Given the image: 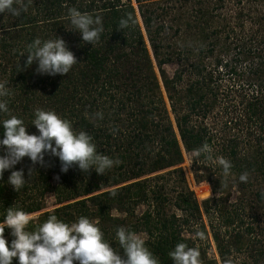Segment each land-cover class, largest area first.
<instances>
[{
	"label": "trees",
	"instance_id": "obj_1",
	"mask_svg": "<svg viewBox=\"0 0 264 264\" xmlns=\"http://www.w3.org/2000/svg\"><path fill=\"white\" fill-rule=\"evenodd\" d=\"M228 2L33 0L20 16L0 13V81L7 80L12 90L4 98L10 112L23 119L29 134L38 135L32 124L35 109L54 110L75 130L91 135L98 153L122 161L104 175L78 166L62 172L59 158L46 153L45 164H38L34 174L36 182L44 183L41 194L52 192L58 206L30 219L28 230L50 214L66 223L83 215L98 221L105 240L121 255L115 233L125 226L146 235V246L160 264H173L168 253L181 242L199 249L201 264H223L225 257L233 264H264V11L247 26L240 11L232 23L217 13ZM72 7L101 18L103 31L94 45L71 25ZM128 14L136 23L121 28ZM180 20L195 32L191 43L170 40L180 34V26L172 29ZM56 36L77 58L69 73L51 76L37 73L36 62L26 66L27 56H21L26 46ZM166 65H173L172 73ZM6 118L0 112V121ZM205 142L213 150L211 161L193 154ZM185 153L192 171H202L195 175L197 182L206 179L211 185L213 195L201 202L180 166ZM218 156L232 164L227 177L214 163ZM29 161L26 157L24 171ZM244 172L249 174L246 183L239 180ZM51 173L58 175L53 186ZM8 174L0 179V221L17 195L6 185ZM212 175L219 179L217 186ZM233 186L237 199L229 203ZM197 195L206 197L207 189L199 188ZM138 206L146 207L136 213ZM42 207L30 203L20 208L30 213ZM197 226L207 246L211 238L218 259L207 256L199 238L182 234L184 229L194 234ZM5 237L10 243V229ZM240 253L251 263H236Z\"/></svg>",
	"mask_w": 264,
	"mask_h": 264
},
{
	"label": "clouds",
	"instance_id": "obj_2",
	"mask_svg": "<svg viewBox=\"0 0 264 264\" xmlns=\"http://www.w3.org/2000/svg\"><path fill=\"white\" fill-rule=\"evenodd\" d=\"M33 0H0V13L20 16L27 12ZM68 19L82 40L94 45L99 41L103 31L99 16L93 17L87 12H80L75 7L68 9ZM136 21L131 14L120 20V27L125 28ZM26 66L34 62L39 74L55 76L68 74L77 62L74 53L69 50L66 42L57 37L54 39H34L26 46ZM7 80L0 81V112L8 118L0 121L3 126V139H0V179L5 171H10L7 183L19 192L36 172L35 165L45 164V154L58 157L61 171L78 166L83 172L94 169L97 174L104 175L106 170L122 163L118 158L97 152L93 137L86 131H77L70 120L62 118L54 110L36 108L35 119L32 124L38 130L37 134H29L23 119L13 115L7 107V99L12 90ZM87 115V114H86ZM96 117L103 119L100 112ZM113 134L117 129L111 130ZM211 146L205 142L194 149V157L205 155L213 160ZM29 158L31 166L28 168V179L25 178L23 168L13 170L23 160ZM214 163L222 167L224 177L229 176L231 162L223 156L215 158ZM248 173L239 176L241 182H247ZM115 195V193H113ZM30 216L22 208L13 204L6 208L3 220L0 221V264H160L159 258L146 246L144 237L125 226H118L115 239L120 250L113 248L105 240L104 233L98 221L86 216H79L75 222L66 223L55 214H50L42 223L35 225L34 230H28ZM5 229H10L12 237L9 243L5 237ZM195 237L203 240L205 233L198 226L194 231ZM168 256L173 264H201L198 248L189 247L186 243H177ZM223 264H233L231 257H225Z\"/></svg>",
	"mask_w": 264,
	"mask_h": 264
},
{
	"label": "rangeland",
	"instance_id": "obj_3",
	"mask_svg": "<svg viewBox=\"0 0 264 264\" xmlns=\"http://www.w3.org/2000/svg\"><path fill=\"white\" fill-rule=\"evenodd\" d=\"M205 1L212 3L214 0H205ZM175 3L176 2H173L171 5L172 6L175 5ZM175 7H177V6H175ZM183 9L185 10V7H183ZM175 10H173L172 13L176 14L177 12ZM240 11L246 15V16H244V19L246 22L245 25L247 26V25L251 24V20L253 18L260 15L261 12L264 11V6L262 3V0H260V1L259 0H229V2L227 4V8L221 9L217 13H219V12H221V14L224 13L226 16H228L230 18V22L232 21V23H233L235 19L232 17H234L235 13H238ZM186 13L184 12L182 14V16L185 15L184 16L185 21H186V15H187ZM170 14H171V12H170ZM219 19H221V18H219ZM219 19H216V20L219 21ZM185 21L181 22V20H180V22L178 21L179 23L173 24L172 29L176 28V25H178V27L180 26L179 36H176L173 39L169 38L172 41V43L175 45H182L184 43H186V44L191 43V41L193 39V38H191V36L195 32L191 31L190 29H185V25H184ZM170 22H172V21H167L166 23H170ZM186 33L188 35H186ZM220 35H221V33H220ZM165 69L167 70L168 73H172L174 67H173V65H166ZM166 100H167V98L165 99V101ZM167 106H168V103H167ZM168 109H169V106H168ZM171 117H172V115H171ZM25 159H26V157L23 158L21 163L17 164L15 167H17V166L20 167V165H21V168H22L23 162L25 161ZM214 161H215V159H214ZM30 166H31V161L28 162V164L25 168V178L26 179H28V168ZM180 166L183 168L185 179H186L188 186L194 191L199 202H201L203 199L211 197L213 195V192L211 190V185L208 182V180L204 179L203 181L197 182L195 175H201L202 171H198L196 174H195V172L192 171L191 161L189 159V154H186V153L184 154V161L180 164ZM37 168H38V164L35 165L36 174H37V170H38ZM5 172L9 173L8 174V177H9L10 171H5ZM209 177H211L212 182L215 183V185L217 186L218 185V182H217L218 178L214 177L213 175L209 176ZM36 180L37 179L35 178V174H33V176L29 179L28 183H26L25 186L19 192H17L16 197H14V199H13L14 204L16 203L17 206L22 207V208L29 205L30 203H39L43 206L40 211L28 213L30 216V219H36L37 216L40 213H42L43 211L52 210L53 208L58 206L57 202H56V197L54 196V194L52 192L44 190L41 194L40 191H41L44 183H42L41 180H38V182H36ZM57 180H58L57 173H51L50 177H48V181L50 182V184L52 186L57 183ZM35 182H36V184H35ZM6 185L8 188L12 187L8 183ZM199 188H202V189L206 188L207 189V196L206 197H204V198L198 197L197 190H199ZM229 191H230L229 203L235 202L237 199L236 196L238 194L236 187L233 186L232 188L229 189ZM145 207L146 206H138L136 208V213H138L141 209H143ZM113 213L117 214L114 211H113ZM120 215H123V214H120ZM202 219L207 224L208 219L204 213H202ZM139 234H141L144 237V239H146V235L144 233H139ZM182 234H184V236H192L193 235L192 237L197 239V237H195L194 234H192L190 230L184 229V230H182ZM209 240H210L209 246H207V242H205V239H203V240L199 239L196 242L198 244H201L203 246V248L205 247V249L207 250V256L209 258L216 257L218 259V255H217L214 243L211 241V238ZM235 262L236 263H251L250 259L246 258V256L244 254H241V253L236 255Z\"/></svg>",
	"mask_w": 264,
	"mask_h": 264
}]
</instances>
